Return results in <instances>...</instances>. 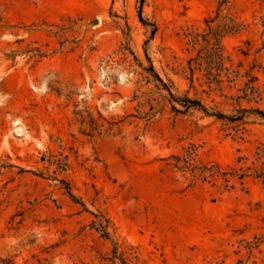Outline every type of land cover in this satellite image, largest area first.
Masks as SVG:
<instances>
[{"label":"rangeland","instance_id":"rangeland-1","mask_svg":"<svg viewBox=\"0 0 264 264\" xmlns=\"http://www.w3.org/2000/svg\"><path fill=\"white\" fill-rule=\"evenodd\" d=\"M258 111L264 0H0V264H264Z\"/></svg>","mask_w":264,"mask_h":264},{"label":"trees","instance_id":"trees-1","mask_svg":"<svg viewBox=\"0 0 264 264\" xmlns=\"http://www.w3.org/2000/svg\"><path fill=\"white\" fill-rule=\"evenodd\" d=\"M138 17H139V21L141 23L145 24V21L142 19L140 13L138 14ZM151 73L153 74V77L157 81L161 82V80L157 77V75L154 74L153 70H151ZM168 95H169L171 101L177 102L180 107L184 108V110H189V109L194 108V109L202 111L205 114H208L207 110L204 108V106L199 101L192 100V99L187 98V97H184L182 99L176 98L174 95L170 94V92H168ZM242 112H245V111L243 110ZM257 114L261 117V119L264 120V113L263 112L258 111ZM212 116H215L217 118H226L225 116H223L221 114H215V115L213 114ZM242 118L243 117L241 116L238 119H242ZM105 224H106L105 226H103L102 223L95 224V225L97 227H99V229H101L102 231L105 232V234H104L105 236H108V234L106 233V228L108 225L107 221L105 222Z\"/></svg>","mask_w":264,"mask_h":264}]
</instances>
